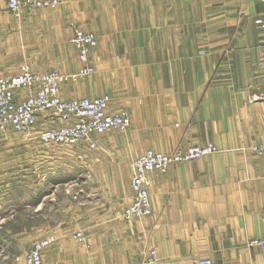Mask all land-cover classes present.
<instances>
[{
    "label": "crops",
    "instance_id": "1",
    "mask_svg": "<svg viewBox=\"0 0 264 264\" xmlns=\"http://www.w3.org/2000/svg\"><path fill=\"white\" fill-rule=\"evenodd\" d=\"M59 2L43 12L45 26L69 34L79 26L98 41L90 54L97 72L77 95L107 93L109 111H125L130 124L96 135L88 166L81 145L72 147L74 166L58 171L48 160L35 166L33 177L46 187L36 182L30 192L34 210H73L86 219L81 242L54 236L43 251L46 264H149L141 261L149 249L158 257L152 264H264V248L246 245L264 237V0ZM34 13L11 17L0 0V51L7 50V25L19 32L44 26ZM205 144L216 152L150 172V213L122 219L137 155ZM85 172L93 186L70 185ZM56 178L60 190L53 187ZM5 179L0 198L9 194Z\"/></svg>",
    "mask_w": 264,
    "mask_h": 264
},
{
    "label": "rangeland",
    "instance_id": "2",
    "mask_svg": "<svg viewBox=\"0 0 264 264\" xmlns=\"http://www.w3.org/2000/svg\"><path fill=\"white\" fill-rule=\"evenodd\" d=\"M54 1L56 4L53 7L40 8L26 6L27 4H25L21 6L17 13H12L8 9L6 0L7 11L11 17L21 19L23 12L34 10L35 13L33 16L36 20H42L41 23L44 26L33 28L28 26L22 28L19 32V30L13 29L12 24L11 26L7 25L5 31L7 50L0 51V58L3 59V64L0 62V70L5 68V71L17 70L18 72L21 66H27L36 72H57L66 78L61 85L60 95L64 93V97L70 98H63L61 95L64 100L88 98L84 95L79 96L77 94L79 90L87 86V79L92 78L97 72L95 65L90 59V54L98 43L97 36L92 31L84 30L79 26H72L70 34L65 27L57 29L47 28L44 22L45 14L43 12L48 9L52 10L57 8L60 2L59 0ZM2 11H5V7ZM10 23H13V21H10ZM75 29L89 33L95 42L89 49L86 60L88 65L86 66L83 65V62L79 58L78 43L72 37ZM15 45L17 46L15 47ZM13 46L15 47L14 49ZM85 67L90 71L84 70L83 68ZM248 73L251 74V80L253 81V68ZM262 75H264V68ZM254 85L252 82L248 84L249 90H252ZM262 90H264V84H262ZM260 94L261 91L258 92V97ZM102 96L108 98L109 111L110 97L107 93L98 97ZM116 112L126 113L123 110ZM127 116L129 118L128 114ZM28 140L30 139L15 134L10 130L0 132V177L4 175L6 178V189L8 190L5 189V193H9L3 196V198H0V252L5 253V258L3 255H0V264H24L26 252L38 240L49 237L54 238V236L58 235H67L69 238L74 239L77 232H81L84 237L81 229H83V224L86 219H81L77 211H47L43 205L36 212L34 210V204L31 202L32 194L30 192L35 189L36 182L40 184L41 189L44 190L46 187L44 179L33 177L35 166H40V164L44 165L46 160L54 161L53 166L58 171L62 170L63 165L65 167L68 165L70 167L74 166V163H68L75 158L76 153L74 152V148H65L57 145L43 146L37 143L31 144ZM81 147H83L81 152L83 157H85V165L88 166L86 160H90V158L95 156V150L85 145H81ZM253 148L252 150H254ZM144 152L137 155L134 160ZM41 157L44 158L39 159ZM61 160H64L66 164H63ZM38 162L44 163L37 164ZM50 164L52 166V163ZM82 168L86 170L85 167L82 166ZM80 177L82 178L71 180L70 185L81 182V186L83 187L93 186L95 179L90 173L85 172V176ZM83 178L85 180L82 181ZM61 184V179L56 178L53 187L60 190L62 187ZM73 187L80 186L78 184L70 188L72 189ZM21 198L24 199L21 200ZM89 231L88 234L93 233L92 229ZM151 250L153 249L146 250V254L149 255ZM141 261L147 263L145 262V256ZM42 264H46L43 252Z\"/></svg>",
    "mask_w": 264,
    "mask_h": 264
},
{
    "label": "built area",
    "instance_id": "3",
    "mask_svg": "<svg viewBox=\"0 0 264 264\" xmlns=\"http://www.w3.org/2000/svg\"><path fill=\"white\" fill-rule=\"evenodd\" d=\"M53 7L54 0H7L10 12L17 13L21 6ZM74 40L78 43L79 58L83 65L89 49L94 45L92 36L75 29ZM90 71L87 67L83 68ZM80 72H82L80 70ZM65 77L57 72H36L27 66H21L12 76L0 75V132L10 130L15 134L39 142L43 146L57 145L72 148L85 145L95 148V135L109 130L125 131L129 118L124 112H109L108 98H81L64 100L60 88ZM257 153L262 147H254ZM217 148L213 144L192 145L170 153L145 151L133 161V174L130 180L131 200L123 208L124 221H135L146 217L151 211L148 192V174L153 171L165 172L168 168L197 160L213 154ZM77 242L83 240V234L74 236ZM54 243L49 237L38 240L26 252L24 264H42V252ZM249 248H264V237L250 238ZM145 255V262L152 264L158 258L154 250ZM198 264H210L209 260H200Z\"/></svg>",
    "mask_w": 264,
    "mask_h": 264
}]
</instances>
